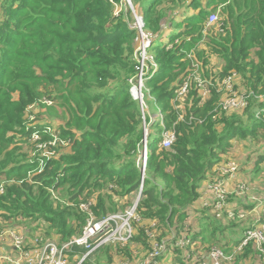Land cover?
I'll list each match as a JSON object with an SVG mask.
<instances>
[{"label": "trees", "instance_id": "1", "mask_svg": "<svg viewBox=\"0 0 264 264\" xmlns=\"http://www.w3.org/2000/svg\"><path fill=\"white\" fill-rule=\"evenodd\" d=\"M131 1L144 16V30L157 35L150 50L159 68L147 87L164 116L154 131L157 120H150L144 180V119L129 82L139 65L132 9L124 0H0L3 224L23 219L28 226L39 225L37 235L56 234L64 242L83 228L81 202L94 197L91 208L102 218L121 208L118 198L129 204L143 181L138 212L146 222L136 224L130 243L149 250V220L185 228L188 210L216 165L238 159L233 151L240 142L264 144V0ZM217 10L226 15L218 35L207 31ZM201 45L223 64L203 74L209 97L202 99L192 78L180 99L192 70L189 53L201 52ZM203 57L207 64L206 50ZM232 73L239 76L235 87L242 89L247 105L229 113L220 102L222 83ZM176 102L185 106L183 119ZM171 129L176 139L163 148L162 133ZM201 214V228L192 232L191 242L200 239L208 251L230 228L240 237L225 244L238 246L243 222L223 226L211 209ZM246 247L233 254V261L251 257L254 248ZM175 257L184 259L183 250L176 249ZM89 259L83 264H93Z\"/></svg>", "mask_w": 264, "mask_h": 264}, {"label": "built area", "instance_id": "2", "mask_svg": "<svg viewBox=\"0 0 264 264\" xmlns=\"http://www.w3.org/2000/svg\"><path fill=\"white\" fill-rule=\"evenodd\" d=\"M132 9L135 22L134 27L138 32L137 61L139 63L135 80L132 79L131 92L136 100L140 102L141 111L144 119V139L141 155V165L143 168L147 165L148 159V136L146 126V111L148 106L144 98V88L147 87V80L155 75L159 64L155 59L150 48L157 35L144 30L143 15L135 11L131 0H124ZM218 23V28L222 24L218 22V16L213 12L208 20V26ZM139 40L140 44H139ZM237 74L232 73L224 79L223 86L225 93L222 97L220 107L225 110H238V107L247 105L246 97L237 93L235 87V78ZM189 87L188 81L184 83L180 95H184ZM202 91L210 96V86H202ZM49 104L51 101H47ZM161 117L160 114L155 115ZM149 129V128H148ZM38 138V136H36ZM176 139L174 131L167 130L162 133L160 142L161 147L170 148ZM54 143V142H53ZM40 148H45L46 144H40ZM239 172V163L235 159H226L220 162L215 169V174L210 175L206 182L200 188L202 193V207L209 208L217 214H226L228 220L242 221L247 218L248 212L244 209H233L229 207L231 191L228 181L235 180ZM145 176H143L144 180ZM234 193L243 195V200L248 198L255 202L258 214L255 216V224L248 226L243 232L241 241L237 250H243L249 244H252L255 252L258 254L261 264H264V200L255 194L247 197L246 194L251 191L248 181L243 179L236 182ZM3 192V188L1 190ZM143 192V181L133 204L127 207L123 212L109 213L102 218H98L92 210L94 197L80 203V209L85 212V224L79 235L72 236L69 240L61 242L54 236L44 238L37 235L32 242L28 237V231L17 226H5L0 228V262L4 264H83L96 251L107 245L120 247L127 246L133 238L136 224L142 221L138 212V204ZM200 199V197H199ZM258 206V208H257ZM173 230V228H172ZM171 230V231H172ZM152 235V232H148ZM176 234L174 228V235ZM177 244L185 246L188 243L185 232H180ZM82 248L83 250H77ZM167 250L166 242H156L153 245L148 256L138 264H155L157 258ZM210 259L213 264H226L232 261V256L218 244L213 245L209 251Z\"/></svg>", "mask_w": 264, "mask_h": 264}, {"label": "crops", "instance_id": "3", "mask_svg": "<svg viewBox=\"0 0 264 264\" xmlns=\"http://www.w3.org/2000/svg\"><path fill=\"white\" fill-rule=\"evenodd\" d=\"M168 30V28L166 29ZM167 34V33H166ZM169 34V31H168ZM166 36V40L169 39V37ZM163 40L167 42L165 39ZM206 48V47H205ZM208 84V83H207ZM234 154V153H233ZM240 161L241 168L239 166V172L237 173V177L235 180H230L228 181V186L231 191V197L229 199V207L236 209L238 208L237 205H239V209H244L248 212L247 218L245 220H242L241 222H244L242 225L244 227L252 226L255 224V216L258 214V211L255 207V202H252L249 198L244 201L243 200V195H238L234 193L235 188H236V182L241 181L243 179H249L253 183H255L254 189H251L249 193L246 194L247 197H250L251 194L258 195V197H263L264 198V182L262 179H258L261 174L255 173V167L256 166V161L253 159L247 158L244 154H234ZM247 158V159H246ZM235 159V158H234ZM246 159V161L243 163L241 160ZM226 160V159H225ZM237 160V159H236ZM224 161V160H223ZM264 163V162H260ZM239 164V165H240ZM217 168V165L215 169ZM259 168V167H258ZM257 168V169H258ZM206 182L204 180L201 184L202 185ZM263 185V186H261ZM202 193L200 192V199L194 202V204L189 208L188 210V218L185 222L184 226L185 228L181 227L178 228L176 225L173 226H167L161 224L157 220H149L146 224V237H148V241L150 244V249L148 250L142 243H135V244H128L125 247L118 248V246L115 245H107L103 248H101L98 251V254L95 258V262L93 264H138L142 260H144L148 254L151 252L153 245L156 242H166L167 244V250L165 251L166 254L164 256H160L157 258V261L155 264H213L210 255H209V249L208 251L203 249V244L201 240L199 239L196 243L191 242V237H192V232L194 230H199L201 228L199 224V217L202 216L201 211L209 208H203L202 207ZM249 201V202H247ZM258 208V206H257ZM253 215V218H249L250 216ZM219 217V216H217ZM223 219L217 218V220L224 226L226 223L233 222L237 223L238 221L231 220L224 222L226 219V214H224ZM145 220L139 222V225H143ZM230 223V224H233ZM4 224L2 223L0 219V227H2ZM137 227V226H136ZM173 228V230H172ZM174 228L176 234L174 235ZM172 230V231H171ZM185 232L186 237L188 239V243L185 246H181L177 244L178 238L180 235V232ZM191 231V233H190ZM231 229L229 228L227 232H225L224 237L222 241L217 242L216 244L223 245L225 244L226 241L230 239H237L240 236L236 235V233H231ZM148 232H152V235H150ZM56 239L60 240V237L58 235H53ZM61 241V240H60ZM214 244V245H216ZM239 245V244H238ZM198 247L199 249L195 252L193 251L195 247ZM232 244L226 245L223 247L224 250L228 247H231L230 250L227 252L228 255L233 257L238 255V252H241L243 250L238 251L237 246H233ZM191 247V248H189ZM212 247V246H211ZM247 248V247H246ZM245 248V249H246ZM176 249H182L183 250V257L184 259H180L179 257H175V250ZM211 249V248H210ZM198 254V256H197ZM195 257V258H194ZM197 257V258H196ZM161 260V261H159ZM235 260V259H234ZM260 258L258 254L255 252L251 255V257L246 258L244 260L240 261H232L227 262L226 264H244V261H251L250 264H261L259 262Z\"/></svg>", "mask_w": 264, "mask_h": 264}, {"label": "rangeland", "instance_id": "4", "mask_svg": "<svg viewBox=\"0 0 264 264\" xmlns=\"http://www.w3.org/2000/svg\"><path fill=\"white\" fill-rule=\"evenodd\" d=\"M215 13L218 16V22L223 25L224 22L226 21L225 20V18H226L225 13L222 12L221 10H217V11H215ZM139 14H142V13H139ZM132 26L134 27V24H132ZM207 27H208V29H207L208 32H211V30H212V32H215V34L218 35L217 30H216V28L218 27V23L215 22V23L211 24V26H207ZM166 35L169 36L170 35V31H169V34L167 32ZM140 41L141 40H139V44H140ZM137 46H139L138 45V38H137L136 47ZM199 48L202 49L201 52H196V50H193L191 53H189V55H192L193 62L191 61V63H192L191 69L192 70L190 72V76L188 77L187 81L190 84V81H191L192 78L196 80V82L198 84V87H199V94L202 97V99H204L207 94L204 91H202V86L203 85H206V80H205V77L203 76V74H204L205 70H207V69L208 70L214 69L215 71H218L221 68V65L223 64V61L220 59V57L217 54L210 52L209 49L205 48L203 45H201ZM136 50L137 49H135V60L137 61V51ZM205 50H206V55H207V60H208V63L207 64H205L204 61H203V59H204L203 53L205 52ZM137 73H138V70H137ZM134 78L133 77L130 78V80H129L130 86H132V79L134 81L135 80ZM239 81H240L239 80V76H236V78H235V84L236 85L235 86H237V84H239ZM145 84H147V82H145ZM222 84H224V83H222ZM236 90H237V93L239 95H242L243 94V91H241L242 89H238V87H237ZM143 92H144V98H145V101H146V105L148 106L147 111H146V114L148 115L146 129H147V132L150 133V127H149L150 124H151V121L150 120L156 121L155 120L156 119L155 115L156 114H160L161 115V117H157V123H155L156 125H153L152 124L151 129L154 131L155 129H159L160 128V124L161 123L162 124L164 123V118H163L164 116H163V113L161 112V110H159V108L157 107L156 102H155V96L150 94V91H149L148 87L144 88ZM182 97H183V95H180L179 94V98L182 99ZM176 99L173 100V102L176 101ZM175 107H177L178 110H179L180 119H183L184 112L186 111L184 104L183 103L181 104L179 102L178 103L176 102ZM220 108L222 110H224V111H228L229 113H232V112L235 111V110H225L222 107H220ZM244 108H245V106H243V107L239 106L238 107V111H236V112H239L241 109L244 110ZM171 131H173V129H171ZM237 145L238 144H236V146ZM233 153L234 154H238V153L244 154L245 156H247V158L253 159V160L257 161V158H258L259 154H264V144H262L260 142L259 143H255V142L249 141V140H247L245 142H240L239 143V147L236 150H234ZM246 159L241 160V162L244 163L246 161ZM237 161L240 164L239 159H237ZM239 166L241 168V164ZM256 166L257 167H255V173L261 174V176L258 179H262L263 182H264V163H261L260 164V162H259ZM141 170H142L143 176H145V174H146V166H145V168H143L141 166ZM246 180L248 181V184L250 185L251 189H254L255 183H253L249 179H246ZM261 186H263V185H261ZM2 188H3V186L0 184V193H1ZM137 192L133 196V198L131 199L132 201L129 204L126 203V199H124L122 197L121 198H118L119 199V202H120V205H121V208L118 211H115V212H123L127 207L131 206L133 204V202L135 201V199H136ZM260 198L262 200H264L263 197H260ZM247 202H249V201H247ZM110 213H113V212H110ZM223 215L224 214H219L218 215L219 216L218 218L219 219H223V217H220V216H223ZM249 218H253V215L250 216ZM19 221L20 220H17L16 223H15V221L4 222V224H6L7 226L18 225L17 227H20L23 230H27L28 231L27 232L28 233L27 235L30 238V241L32 242V240H34V238L37 237V231H38L39 225L38 224H35V225L28 226L29 225V223H27L28 221L21 219L20 223H18ZM227 221H230V220H228L226 218L224 222H227ZM12 223H14V224H12ZM21 223H23V224L26 223L27 226L26 225H22ZM165 227H167V226H165ZM33 228H36V230H32ZM118 247H120V246H118ZM97 254H98V251H96L90 257L89 260L92 263H94V260H95V258L97 256ZM159 261H161V260H159ZM259 262H261V260H259ZM250 263H251V261H244V264H250Z\"/></svg>", "mask_w": 264, "mask_h": 264}, {"label": "bare ground", "instance_id": "5", "mask_svg": "<svg viewBox=\"0 0 264 264\" xmlns=\"http://www.w3.org/2000/svg\"><path fill=\"white\" fill-rule=\"evenodd\" d=\"M211 14H212V13H211ZM211 14H210V15H211ZM142 15H143V14H142ZM209 17H210V16H209ZM143 19H144V16H143Z\"/></svg>", "mask_w": 264, "mask_h": 264}]
</instances>
